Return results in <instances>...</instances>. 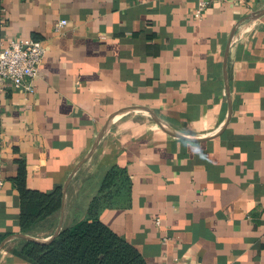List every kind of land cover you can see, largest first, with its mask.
<instances>
[{"label":"crops","instance_id":"1","mask_svg":"<svg viewBox=\"0 0 264 264\" xmlns=\"http://www.w3.org/2000/svg\"><path fill=\"white\" fill-rule=\"evenodd\" d=\"M199 1L0 0L1 37L47 50L33 93L0 92V264H36L23 242L85 219L113 168L100 220L147 264H264V0ZM19 161L63 189L27 231Z\"/></svg>","mask_w":264,"mask_h":264},{"label":"trees","instance_id":"2","mask_svg":"<svg viewBox=\"0 0 264 264\" xmlns=\"http://www.w3.org/2000/svg\"><path fill=\"white\" fill-rule=\"evenodd\" d=\"M18 165L13 182L21 202L20 226L27 231L61 209L63 189L58 187L52 192L29 189L27 166L23 161ZM123 177L122 169H111L92 199L85 219L62 229L49 241L25 240L20 249L22 257L36 264H147L133 244L113 232L99 217Z\"/></svg>","mask_w":264,"mask_h":264},{"label":"built area","instance_id":"3","mask_svg":"<svg viewBox=\"0 0 264 264\" xmlns=\"http://www.w3.org/2000/svg\"><path fill=\"white\" fill-rule=\"evenodd\" d=\"M226 1L229 0H200L195 14L201 18L203 12L213 2ZM66 24L67 21H61L56 26L55 32H60L61 27ZM46 51V47L40 41L11 40L7 42L0 33V92H4L9 87H25L28 92L33 93L35 91L33 81L39 74ZM3 187L4 181L0 178V190Z\"/></svg>","mask_w":264,"mask_h":264}]
</instances>
